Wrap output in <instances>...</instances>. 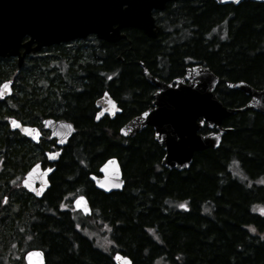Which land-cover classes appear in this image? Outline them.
<instances>
[{"label": "trees", "instance_id": "trees-1", "mask_svg": "<svg viewBox=\"0 0 264 264\" xmlns=\"http://www.w3.org/2000/svg\"><path fill=\"white\" fill-rule=\"evenodd\" d=\"M168 15L162 30L169 29L170 48L129 28L116 43L90 35L45 47L25 56L20 68L14 57H0V83L13 80L12 94L0 99V212L11 216L0 225L1 243L14 238L19 248H41L46 264H114L111 254L85 231H75L64 216L47 214L62 189L75 184L65 180L77 167V182L83 183L101 217L111 222L115 248L132 264H264V239L245 229L258 221L249 205L253 199L264 200V189L222 179L231 153L241 155L249 174L262 170L264 130L258 117L250 123L247 111L230 116L233 130L225 135V147L196 153L189 169L180 172L159 167L162 151L148 130L127 139L117 134L120 123L148 105L149 83L139 63L152 74L159 66L172 76L182 72L187 57V66L203 64L222 81L264 86V3L187 0ZM104 91L122 112L113 120L94 122V101ZM215 93L226 106L243 101L236 90L228 96L219 89ZM8 116L37 126L45 117L63 118L76 129L52 174L45 202L39 201L42 207L23 199L20 179L51 142L34 144L11 131ZM108 156L120 161L125 182L121 191L106 195L92 188L81 166L94 171L93 165Z\"/></svg>", "mask_w": 264, "mask_h": 264}, {"label": "water", "instance_id": "water-1", "mask_svg": "<svg viewBox=\"0 0 264 264\" xmlns=\"http://www.w3.org/2000/svg\"><path fill=\"white\" fill-rule=\"evenodd\" d=\"M168 1L172 0H0V57H14L20 68L30 53L89 35L116 43L126 37L124 30L136 28L145 36L154 38L159 28L152 11L163 8ZM247 1L264 3V0H215L220 5H238ZM139 65L147 82L156 88L152 106L129 118L120 127L119 135L131 138L150 126L154 140L163 146L160 164L168 170L186 171L195 152L217 148L222 134L231 130L220 126L224 118L248 110L264 115V88L255 89L243 81L229 82V88L249 96L245 104L229 107L215 93L218 76L205 65L187 66L183 77L169 83L152 76L142 63ZM5 83L8 88L3 87ZM12 86V79L0 83V99L12 94ZM94 106L97 110L95 122L104 115L114 118L121 112L108 91L94 101ZM6 122L11 131L19 132L34 144L39 142L41 131L38 126L24 124L13 116H8ZM203 122L209 127L215 125L216 132L199 133ZM41 126L49 131L50 138L55 139L59 148H63L75 132L74 124L66 119L45 117ZM59 154L60 150L45 152L49 162L57 161ZM53 170V167L42 169L41 163L35 162L25 172L21 186L39 198L49 186L48 177ZM99 172L101 177L90 175L97 189L106 193L122 189L123 180L116 158L106 159ZM73 206L84 215L91 212L83 194L74 198ZM24 260L26 264H45L39 249L26 251ZM113 262L132 264L128 256L119 252L113 254Z\"/></svg>", "mask_w": 264, "mask_h": 264}, {"label": "flooded vegetation", "instance_id": "flooded-vegetation-1", "mask_svg": "<svg viewBox=\"0 0 264 264\" xmlns=\"http://www.w3.org/2000/svg\"><path fill=\"white\" fill-rule=\"evenodd\" d=\"M184 2H187V0H172V1H168V2H166L164 4V7L163 8H161V9H154L152 11V15L154 17L155 24L159 28L158 29V32H157V35L154 38H152V39L158 40L159 43H161V47L163 49L170 48L172 46V45L169 44V41H170V36H168L169 29H165L164 31L162 30V28H163L162 26L165 25V23H164L165 21L164 20H165V18H168V16H169L168 13H169L170 8H175V7H177L178 4L184 3ZM168 25H169V23H167V28L169 27ZM183 65H184V68H183V70H182V72L180 74L169 76V75H167L168 73L167 74H163L164 70H160L159 69V66L157 68H155V71L152 74L147 69V67L143 64L144 68L147 69V71L152 76L158 78L159 80L164 81L165 83H169V82L173 81L175 78L183 77L186 74V72H187V57H185L183 59ZM141 71H142V76L144 77L143 68L142 67H141ZM144 79L146 80L145 77H144ZM238 81L246 82L244 80H238ZM238 81H229V80L222 81L221 78L218 77V84L216 85L215 90L216 89H219V91H221V93L224 96H226V95L228 96V93L230 91H234L236 89L229 88L227 84L229 82H238ZM246 83H248V82H246ZM251 86L254 87L255 89H262V88H264V86H260V87L253 86V85H251ZM149 88L150 89H149V93H148V105L146 106V108H144L143 110H141L137 114L141 113L145 109H147V108H149V107L152 106V101L154 99L153 94H154L156 88H155V86L151 85L150 83H149ZM236 91H239L243 95V101L240 104V106H241V105L245 104L249 100V96H247L246 94H244L240 90H236ZM117 104L119 106V103L118 102H117ZM94 108H95V106H94ZM120 109H121V112H122V108L121 107H120ZM96 111L97 110L95 108V113H96ZM121 112L119 114H121ZM247 112H249L250 115H251V121H250V123H252L253 120L256 119V117H258L260 119V126L264 130V115L263 114H260L259 112L251 111V110H248ZM95 113H94V115H95ZM119 114H117V115H119ZM137 114H135V115H137ZM116 116L114 118H110L109 116L104 115L101 119H103L105 117V118H108L109 120H113V119L116 118ZM229 117L230 116L224 118L222 120L220 126L223 127V128H230L231 130H229L227 132H224L222 134V136L220 138L219 145H218L217 148H219V147H225V145H224L226 143L225 142V135L228 132H230V131L233 130V127H231L230 125H228V122H227V119ZM129 118H131V117H129ZM129 118H127L125 121H123L122 123H120L117 126V134L118 135H119V129H120V127ZM57 119H63V118H57ZM233 125L236 126V120L234 121V124ZM38 128L41 131V137H40L39 142L42 139H44L45 141H50L51 144H50V148L49 149H44L42 151L43 153H42L41 159H38L36 162L39 161L41 163V168L42 169L53 167L54 170L51 172V174L48 177L49 186L46 188V190L42 193V195L39 198L33 196L30 192H28L27 190H25L21 186V179L23 178V176H24L25 173L22 175V177L20 179V186H21L22 190H20V191H21V193L24 194L23 199L26 200L27 204L30 205L33 202L34 205H36V206H39L41 203H44L45 202L46 191L50 188V186L52 184V180H51L52 179L51 178L52 177V174L55 171L56 166H58V162L60 161V159H63L64 158L63 152L65 150L64 148L67 146V144H66L63 148L57 147L56 146L55 139L50 138L49 131L43 130V128L41 126V123H40V126ZM144 130H148V132L150 133V136H151L152 140L157 144L158 147L161 148L162 155H163V153H164L163 146L160 145V144H158L154 140V131H153V129L150 126H146L142 131H144ZM75 131H76V129H75ZM210 132H216L215 125L213 127H209L206 124V122H203L202 127L199 130V133L207 134V133H210ZM140 133L141 132H139L137 134H140ZM119 137H121L123 139H127V138L122 137L120 135H119ZM69 139H68V141H69ZM217 148H206L204 150L195 152L194 153V156H195L196 153H199V152H202V151H205V150H209V149L215 150ZM56 150H60V154H59L58 160L55 161V162H49L48 159H47V157L45 156V152L46 151H56ZM194 156H193V158H194ZM246 156H248V158L249 157H252L251 155H248V154ZM111 157L116 158V160H117V162L119 164L120 171H121V179L123 180V186H124L125 178H124V174H123L122 165H121L120 161L118 160V158L115 157V156H108L104 160H102L100 163H97V164L93 165V167L95 169L94 171H90V169L87 166H81L82 169L86 172L85 176L87 177V179L91 183L92 188L95 191L101 192V193L106 194V195L107 194H110V193H114V192H119L122 189L119 190V191H110L108 193H106V192H104L102 190H99V189H97L95 187L94 181L92 180V178H90V175H94L96 177H101V174L99 172V168H100V166L102 165V163L106 159L111 158ZM159 167L160 168H163L165 170H168V169L164 168L163 166H161V164H159ZM224 169H225L226 173H225L224 176H222L223 182H225V181H227V182L228 181H233L235 184H237V185H239L241 187H244V188H247V189H254L255 191L258 188L264 189V163H263V168L260 171V173H257L255 175H251V174L248 173V171L246 170V168L243 166V163H242V160H241V155L238 154V153H231V154H229L228 158L225 160V167H224ZM71 172H73L71 174L72 177L69 178V179L66 178L65 183L70 182V181L73 182L75 180V182H73L75 184L73 185V187H70V186L68 187L67 186L66 188L62 189V191L60 192V194H59V196L57 198V202H56L57 204L55 205V207L54 206L50 207V209L47 211V214L50 215V216H52V217H54V218H56V219H61L60 217L61 216H64V218H66L69 221V223L71 224L72 228L75 231H77V232H80V231H82V232L85 231L86 232L89 228H92L93 230L98 231L99 232V235L105 236V237L108 238L109 242H108L107 246L100 245V244H96L97 241L95 239L96 238L95 236H90L88 238L90 240H92L93 243L98 248H100L103 252L109 253V254H111V257H113V254L116 253L117 250H116L115 245H114V243L112 241V229H113L112 224L107 219H103L101 217L100 212L94 206V204L91 203V200L87 196V193H86L84 187L83 188L81 187L83 185V183L81 182V184H82L81 185L80 183L77 182L78 179H79V168L74 167L71 170ZM35 185L37 186L38 184H35ZM81 194H83V195L86 196V198H87V200L89 202L90 208H91V212L89 214H86V215L82 214V212H80L79 210H76L74 208V206H73V200H74V198L77 197L78 195H81ZM39 201H41V203H39ZM5 203H6V197H3L2 204H5ZM249 213L251 215H254L258 219V221H256V222L252 221V222L248 223L245 226V229L247 230V232L251 236H255L259 240H263L264 239V200H262V199H255L254 200L253 199L251 201L250 205H249ZM43 214L46 215V213H43ZM6 217H7V220H9L11 218V216H10L9 213H5L4 211L3 212H0V225H5L6 223H9V222H6V220H5ZM86 219H90L93 222V224L91 226L89 224L87 225L85 223V220ZM3 231L4 230L0 227V264H15L16 261H17V259H18V262L20 264H26V262L24 260V254H25L26 251H28L30 249H39V250H41L42 253H43V256H44L45 264H46L45 252L41 248H38V247H24V248H22L21 246L19 248L16 245V242H15L14 238H11L10 239V242H7V243L5 242V244L4 243H1V241H3V235H2L3 234ZM112 248H114V249L112 250ZM17 249H19L18 250V253H17ZM20 252H22V253L19 254Z\"/></svg>", "mask_w": 264, "mask_h": 264}, {"label": "rangeland", "instance_id": "rangeland-1", "mask_svg": "<svg viewBox=\"0 0 264 264\" xmlns=\"http://www.w3.org/2000/svg\"><path fill=\"white\" fill-rule=\"evenodd\" d=\"M89 220L90 219H86L85 223L87 225L89 224L91 226L93 224V222L91 220L90 221ZM84 234H86L88 237L95 236L96 237L95 239L97 241L96 244L107 246V244L109 242L107 237L99 235V232L93 230L92 228H89L86 232H84Z\"/></svg>", "mask_w": 264, "mask_h": 264}, {"label": "snow or ice", "instance_id": "snow-or-ice-1", "mask_svg": "<svg viewBox=\"0 0 264 264\" xmlns=\"http://www.w3.org/2000/svg\"><path fill=\"white\" fill-rule=\"evenodd\" d=\"M3 87H4V88H8V84H7V83H5V84L3 85ZM144 115H145V116H147V115H148V113H144ZM69 127H70V126H69ZM80 199L82 200L83 198L81 197ZM181 207H183V205H181ZM29 255L31 256V255H33V254H32V253H30Z\"/></svg>", "mask_w": 264, "mask_h": 264}, {"label": "bare ground", "instance_id": "bare-ground-1", "mask_svg": "<svg viewBox=\"0 0 264 264\" xmlns=\"http://www.w3.org/2000/svg\"><path fill=\"white\" fill-rule=\"evenodd\" d=\"M5 81V80H4Z\"/></svg>", "mask_w": 264, "mask_h": 264}]
</instances>
